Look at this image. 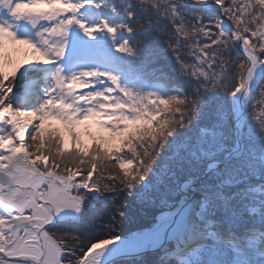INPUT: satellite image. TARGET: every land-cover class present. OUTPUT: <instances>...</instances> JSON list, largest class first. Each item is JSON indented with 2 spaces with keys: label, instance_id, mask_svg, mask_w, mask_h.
<instances>
[{
  "label": "snow or ice",
  "instance_id": "snow-or-ice-1",
  "mask_svg": "<svg viewBox=\"0 0 264 264\" xmlns=\"http://www.w3.org/2000/svg\"><path fill=\"white\" fill-rule=\"evenodd\" d=\"M0 264H264V0H0Z\"/></svg>",
  "mask_w": 264,
  "mask_h": 264
},
{
  "label": "trees",
  "instance_id": "trees-1",
  "mask_svg": "<svg viewBox=\"0 0 264 264\" xmlns=\"http://www.w3.org/2000/svg\"><path fill=\"white\" fill-rule=\"evenodd\" d=\"M91 123H93V130L94 131H97V133H101V132H103V133H107V132H104L103 130H100L98 127H96L95 126V122H91ZM61 126V125H60ZM107 134H110V133H107ZM129 167H132V166H129ZM66 226L69 228V229H72V230H75V224H74V222L73 223H66Z\"/></svg>",
  "mask_w": 264,
  "mask_h": 264
},
{
  "label": "rangeland",
  "instance_id": "rangeland-1",
  "mask_svg": "<svg viewBox=\"0 0 264 264\" xmlns=\"http://www.w3.org/2000/svg\"><path fill=\"white\" fill-rule=\"evenodd\" d=\"M60 126V125H58ZM60 127H63L62 125ZM85 133V132H84ZM92 133H97V131H94L93 129H91V131L86 132L85 134H83L82 136L87 140L88 137H90L92 135ZM105 136L111 135V134H107V133H103ZM69 147H71V143L69 142ZM73 223V222H72Z\"/></svg>",
  "mask_w": 264,
  "mask_h": 264
},
{
  "label": "water",
  "instance_id": "water-1",
  "mask_svg": "<svg viewBox=\"0 0 264 264\" xmlns=\"http://www.w3.org/2000/svg\"><path fill=\"white\" fill-rule=\"evenodd\" d=\"M67 221H72V220H67Z\"/></svg>",
  "mask_w": 264,
  "mask_h": 264
}]
</instances>
